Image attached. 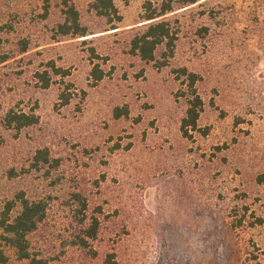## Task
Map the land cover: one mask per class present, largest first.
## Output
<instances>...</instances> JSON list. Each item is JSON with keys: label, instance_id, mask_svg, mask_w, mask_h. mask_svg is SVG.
<instances>
[{"label": "rangeland", "instance_id": "rangeland-1", "mask_svg": "<svg viewBox=\"0 0 264 264\" xmlns=\"http://www.w3.org/2000/svg\"><path fill=\"white\" fill-rule=\"evenodd\" d=\"M147 1L161 5L113 0L117 22L98 16L96 0H74L85 37H63L60 0H0L9 58L0 66V223L18 213L20 195L45 200L31 241L54 264H264V0L178 4L165 17L178 32L166 67L164 47L152 63L130 52ZM184 70L198 76L203 103L188 137ZM117 108L128 117L116 119ZM10 110L39 123L8 130ZM40 150L55 163L32 167ZM76 195L86 223L99 221L86 249L73 244L83 218Z\"/></svg>", "mask_w": 264, "mask_h": 264}, {"label": "trees", "instance_id": "trees-1", "mask_svg": "<svg viewBox=\"0 0 264 264\" xmlns=\"http://www.w3.org/2000/svg\"><path fill=\"white\" fill-rule=\"evenodd\" d=\"M74 0H60L62 12L64 15V23L58 26L61 36L85 37V31L80 26V15L73 5ZM196 0H161V5L152 8V3L147 1L145 4L146 15L140 30L131 40L130 52L133 56L138 57L145 63H152L156 59V53L159 48L164 47V61L161 67H166L168 60L174 55L175 42L178 38V32L172 27L171 22L165 17L174 12L175 7L179 4L182 6H190L196 4ZM93 9L98 16L111 18L114 17L117 22H121V17L114 6L113 0H96ZM113 30H118L114 28ZM1 31V22H0ZM261 48L264 49V41H260ZM2 38L0 36V66L7 63L9 58L2 52ZM23 53L27 52V45L24 46ZM53 75L68 77L69 73L55 66L51 67ZM182 75L187 78L188 86L191 89V99L189 100V108L186 117L182 120L181 132L184 137H188L190 130H196L200 113L203 109V103L199 96L196 95L195 85L198 82V76L193 73L182 71ZM44 89L51 85V79L47 72L39 75ZM92 79L95 82L104 78V73L95 65L91 72ZM62 106L68 105L71 95L68 93L61 94ZM128 109L117 108L114 110V117L120 119L128 117ZM39 123V117L34 114H26L15 110H10L4 117L3 126L8 130L20 132L23 129L33 127ZM51 161L47 150H40L36 153L32 167L40 169L50 165ZM19 211L13 216H6L0 223V264H54L51 259L44 257L33 248L31 238L40 229L41 225L46 221L48 204L45 200H30L24 195L18 197ZM75 200L81 205L78 211L83 218L79 220L80 229L75 234L74 246L79 249H86L89 242L97 238L99 232L98 219H90V223H86V202L80 197L75 196ZM8 212H11L13 209ZM105 264H117L112 260H107Z\"/></svg>", "mask_w": 264, "mask_h": 264}]
</instances>
